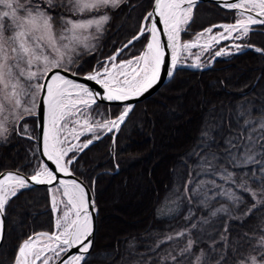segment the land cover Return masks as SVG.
<instances>
[{
	"label": "snow or ice",
	"instance_id": "6c2138e0",
	"mask_svg": "<svg viewBox=\"0 0 264 264\" xmlns=\"http://www.w3.org/2000/svg\"><path fill=\"white\" fill-rule=\"evenodd\" d=\"M58 2L67 14H52ZM122 3H129V0H0V138L8 132L5 127L8 115L5 112L14 120L22 121L25 116L36 114L37 97H40L41 113L45 107L47 110V126L43 133L44 154L56 165L54 171L47 165L34 169L33 175L27 178L19 169L2 174L0 241L3 239L6 208L22 190L30 187L29 180L35 184L57 182L61 186L57 191H62V196L66 198V203L64 200L57 201L54 195L52 198L53 210L62 213L55 221L58 231L29 235L17 246L11 264H50L51 261L82 264L87 260L92 247L89 237L93 232L95 202L82 182L61 180L57 175L71 174L68 166L75 159L74 150L82 151L101 139L99 135H94L82 145L73 144L67 149L61 146L65 141L60 140V134L69 122L75 123L70 118L77 113L83 114L82 109L96 104V98L101 96L86 82L94 81L103 88L104 98L121 101L124 106L114 119L96 127L85 120V130L93 133L97 128L108 132L118 131L133 111V105L128 101L153 88L160 81L162 72L172 77L179 64L180 51L194 46L180 43V34L186 32L194 22V9L200 0H150L152 10L141 16V23L131 39L115 49L112 55L98 61L97 66L84 72L81 77L82 69L72 71L75 60L71 54L81 44L90 51L94 50V46L88 43L90 38H95L89 30L94 29L96 34H102L110 17L101 13ZM223 6L237 10L240 18H236L235 23L212 25L197 33L196 38L199 39L213 33V29L224 30L210 37L205 51L221 40L249 37L254 26H264V0H223ZM132 7L135 6L130 5V9ZM144 21H148L150 26ZM160 24L163 29L158 27ZM162 30L171 41L168 45L171 48L170 58L157 36ZM141 38L147 43L140 55L118 59ZM232 47L237 51L249 47L264 54V49L253 45L236 44ZM231 54L229 50L220 48L213 59ZM190 66L205 67L199 62ZM81 79L85 82H80ZM214 111L210 109L205 120L196 145L199 151L194 149L187 154L189 158L195 156L196 163L187 173L188 179L182 193L189 202L196 198L199 207L207 210V215L196 218L190 208L185 220L195 222L164 234L146 253L139 254L140 259L136 264H264V234L255 236L240 232L239 238H232L233 230L230 229V223L243 225L254 212L264 207V105L255 106L241 100L234 108L222 110L215 117L212 116ZM209 119L215 121L211 126ZM23 129L27 133L28 125L24 124ZM72 132L76 139L84 134H76L75 128ZM67 152H73V156L65 160ZM201 175L212 179L197 180ZM217 179L222 183L218 184ZM253 184L257 187H252ZM238 192L246 193L253 203L243 213L234 215L244 203L243 196ZM218 198L227 200L231 207L224 204L213 207ZM61 203L64 204L63 209L58 207ZM258 228L264 233V222ZM193 231L198 233L196 238H193ZM205 236L207 241L204 240ZM253 240H256L255 245L251 243ZM201 243H204V247H199ZM166 244L170 246L160 252ZM132 247L130 244L129 248ZM72 249H76V252L72 253ZM0 264L3 262L0 261Z\"/></svg>",
	"mask_w": 264,
	"mask_h": 264
},
{
	"label": "trees",
	"instance_id": "16d2710c",
	"mask_svg": "<svg viewBox=\"0 0 264 264\" xmlns=\"http://www.w3.org/2000/svg\"><path fill=\"white\" fill-rule=\"evenodd\" d=\"M130 5L135 7L130 9ZM150 9V0H129V3L103 10L101 14L106 13L110 17L103 33L98 34L94 50L81 49L74 57L72 71L82 69L80 74L91 71L98 61H103L115 49L126 44L141 23V16ZM57 12L67 14L59 2L52 14ZM194 14V22L180 34L181 39L192 37L214 23L234 21L237 13L220 8L215 3L201 2L195 7ZM144 23L148 24V21ZM239 41L242 45L264 49V26H254L250 36ZM145 43L143 38L134 42L119 58L139 55ZM191 91L194 108L185 110L183 105L190 100ZM241 100L255 106L264 105V54L249 47L228 57H218L203 69L177 67L174 75L154 94L135 103L127 121L116 131L115 143L113 132H109L88 148L75 151L76 157L69 166L89 186L97 207L92 247L82 264H136L139 254L146 253L164 234L195 222L185 220L190 208L196 218L207 215V210L199 207L196 198L189 202L182 195L187 173L196 163V157L189 158L187 154L196 149L209 110H215L212 114L215 117L222 110L234 108ZM122 108L123 105L96 102L88 109L94 117L105 120L115 118ZM181 119L184 120L169 134L163 123ZM214 122V119H209L210 126ZM24 124L28 125L27 133H24ZM35 125L36 118L32 115L15 121L11 126L9 135L0 141V172L19 169L23 175L31 176L34 169L38 170L41 159L36 147ZM102 133L98 132V135ZM91 137L93 134L88 133L81 136V141ZM165 149L171 152L167 154ZM67 156L71 158L73 152ZM192 174L195 175V172ZM200 179L209 180L212 177L201 175L197 177V180ZM217 183L222 182L217 179ZM237 194L243 196L244 203L234 215L243 213L253 203L246 193ZM221 204L231 207L223 198H218L213 207ZM50 208L49 188L44 185L30 186L10 201L3 221L5 232L0 242V261L3 264H11L17 246L29 235L53 231L54 218ZM121 216L130 218L123 220ZM220 222L223 223L222 220ZM262 222L264 207L254 212L243 225L230 223L233 230L231 237L239 238L240 232L260 236L264 234L258 228ZM197 235L193 231V238ZM204 240L207 241V236ZM179 243L182 244V241ZM251 243L255 245L256 240ZM130 244L134 246L131 249ZM169 246H162L160 252ZM199 247H204V243ZM99 253L108 255L98 256Z\"/></svg>",
	"mask_w": 264,
	"mask_h": 264
},
{
	"label": "rangeland",
	"instance_id": "374dc122",
	"mask_svg": "<svg viewBox=\"0 0 264 264\" xmlns=\"http://www.w3.org/2000/svg\"><path fill=\"white\" fill-rule=\"evenodd\" d=\"M237 13V12H236ZM82 18H88V17H82ZM236 18H240L238 13L236 14ZM235 18V19H236ZM144 23V22H143ZM232 23H235V20L234 21H231L229 23H224V22H217V23H214L213 25H221V24H232ZM212 26V25H211ZM210 27V26H209ZM208 28V27H206ZM92 35L95 37L94 39H91L88 41V43H90L91 45L94 46L95 42H96V38H98V34L95 33L94 29H91L89 30ZM203 30H200L199 32L197 33H200L202 32ZM224 30L222 28H216V29H213V33H210V34H205L204 36H201L199 39L196 38V34L195 33L192 37H189L187 39H181V35H180V42L181 43H184V42H187V41H192V40H198V41H201L202 44H199V45H194L192 47H190L189 49H186V50H181L180 51V54H179V64L177 67H185V68H191V69H203L205 67H208L210 66V64H212V62L218 58V57H214L215 55V52L218 51L220 48H225L227 50H229L232 54L233 53H238V51L232 47L233 45H236V44H241V42L239 41V39H235V38H232V39H228V40H221L219 41V43H214L212 47L208 48L207 51L204 50L205 46L208 45L209 41H210V37L212 35H214L215 33L217 32H223ZM183 33V31L181 32V34ZM236 34L233 33V37H235ZM146 44V43H145ZM87 50L88 48H85L83 46V44H81L77 49H76V52L71 54L72 55V58L74 59L75 56H77V54L80 52V50ZM142 52V51H141ZM140 55V54H139ZM229 55H223V56H220L219 58H224V57H228ZM197 57L199 58V60H197ZM118 59H121V58H118ZM123 59H126V58H123ZM127 59H130V58H127ZM196 62H199L203 65H205V67L203 68H195V67H191L190 65H192L193 63H196ZM116 63H118V61H116ZM184 92V90H183ZM193 92L191 91V98L189 101H187L185 103L184 106V109H193L194 106H193ZM38 98V97H37ZM89 107L87 108H84L82 109V113L83 114H80V113H77L76 115L72 116L70 118V121H74L75 123L73 122H69L67 124V126L65 127L64 131L60 134L59 138L60 140L62 141H65L61 146L64 147L65 149L71 147L73 144H80L82 145L84 142L86 141H81V136H84V135H87L88 133H91L94 135H98V132H104L106 129H99L97 128V131L95 133L93 132H88L85 130L84 128V122L85 120L88 121V123L90 125H92L93 127H96L97 124H103L106 120H112L114 118H111V119H108L106 118L105 120L104 119H98L96 117H94L91 113H89ZM88 109V110H87ZM5 115H8V120L6 121L5 123V127L8 128V132L5 133L4 137L3 138H0V141L4 140L5 137H7L10 133V131L12 130V127L14 122L16 120L13 119V117L11 115L8 114V112H5ZM184 120V119H181L177 122H173V123H163L165 125V128L167 129V132L169 134H172L174 132V127L177 126V125H180L181 124V121ZM190 128L192 127V125L189 126ZM75 128V133L78 134L80 132H83L84 134L83 135H80L79 136V139H76L75 138V135L73 134L72 132V129ZM164 128V129H165ZM189 128V129H190ZM92 138V137H91ZM167 154L171 151L168 150H164ZM75 152V150H74ZM71 152H67L64 159L67 160L68 159V156ZM44 165H40V167H43ZM58 188H61L59 185H57L56 187L53 186L51 187V192H50V205H51V210L52 212L54 211L52 208V198H53V195L55 196L56 200L57 201H61V200H64L65 203H66V198H64L62 196V191H57ZM59 208L63 209L64 208V204L61 203L58 205ZM56 213V215L53 216L54 218V230L55 231H58L56 228H55V221L56 219H58L60 217V215L62 214L61 212H57V211H54ZM121 218L123 220H129L130 217H122ZM42 239H46V238H42ZM49 255H51V253H49ZM55 261H51L50 264H53ZM39 264V262H38Z\"/></svg>",
	"mask_w": 264,
	"mask_h": 264
},
{
	"label": "water",
	"instance_id": "95a60500",
	"mask_svg": "<svg viewBox=\"0 0 264 264\" xmlns=\"http://www.w3.org/2000/svg\"><path fill=\"white\" fill-rule=\"evenodd\" d=\"M154 2V0H153ZM201 2H211V3H215L217 6H219L220 8H223V9H226V10H231V11H234V12H237V10H232V9H228V8H225L223 6V0H200V3ZM238 2V0H237ZM152 10V7L150 9V11ZM238 13V12H237ZM247 15V13L245 14ZM156 19H158V17H155ZM149 24V22H148ZM150 26V24H149ZM158 27L160 29H163V25L160 24L158 25ZM157 36L158 38L160 39L161 41V44L162 46L164 47V50L165 52L169 55V58H170V50H169V47L167 46L168 45V41H167V37H166V34L165 32L162 30L160 32L157 33ZM147 43V41H146ZM143 49H144V46H143ZM143 51V50H142ZM83 74H80V76L82 77ZM69 78H73V79H78V77H69ZM171 77L167 76L166 75V72H162V77L160 79V81L153 86V88L149 89L146 93H144L142 96L140 97H133L132 99H130L128 101V103H131L133 106L135 105V103L139 102V101H142L144 99H146L147 97L151 96L152 94H154L162 85H164ZM80 82H85L83 81L82 79L80 80ZM88 84V86L94 91V92H99L101 93V96L97 97L96 98V101L98 103H104V104H107V105H123V102L121 101H109L107 100L106 98H104V90L103 88L96 84L94 81H87L86 82ZM43 95V93L41 94ZM39 105H40V97L37 98V111H36V114L34 115V117L36 118V132H37V137H36V142H37V149H38V153H39V156L40 159H41V165H47L49 167V169L51 170H55L56 169V165L54 163V161H51V160H48L47 156L44 154V137H43V133H44V129L45 127L47 126V122H46V107L44 108V111L43 113H41L40 111V108H39ZM117 130H114V132L112 133V140L114 138V135L116 133ZM108 134L109 132L107 130H105L101 135L100 137H102L103 135ZM76 157V156H75ZM69 167V172L71 173L70 175H66L64 173H57L59 179L61 180H65V181H71L73 179H75L77 182H82L83 185L85 186L87 192L89 193V196L91 199L94 200V197H93V194H92V191L91 189L89 188V186H87V184L85 182H83V180H81L79 177H77L73 171L71 170L70 166ZM15 172L16 170H2V172H0V178H2V174L3 173H7V172ZM23 174V173H22ZM24 176L27 178V177H30L28 175H25ZM29 184L30 186H38V185H44V186H47V188H49V191L51 190V187L53 186H57L59 185L57 182H54L53 184H35L34 182L30 181L29 180ZM60 186V185H59ZM61 187V186H60ZM96 206V204H95ZM96 216H97V207H95V212L93 213L92 215V226H93V232H92V236L89 237V239L92 240V243H93V238H94V232H95V225H96ZM3 221H4V218H3ZM54 231V230H53ZM52 231V232H53ZM4 232H5V223L3 222V236H4ZM52 232H46V233H52ZM37 233H45V232H37ZM2 242V241H0ZM22 242V241H21ZM1 244V243H0ZM72 253H75L76 252V249H72L71 250ZM53 264H59V261H55Z\"/></svg>",
	"mask_w": 264,
	"mask_h": 264
},
{
	"label": "bare ground",
	"instance_id": "6f19581e",
	"mask_svg": "<svg viewBox=\"0 0 264 264\" xmlns=\"http://www.w3.org/2000/svg\"><path fill=\"white\" fill-rule=\"evenodd\" d=\"M166 37H167V35H166ZM167 41H168V45H170L171 44V41H169L168 40V38H167ZM181 43V42H180ZM184 43H191V44H193V45H199V44H202V42L201 41H198V40H192V41H187V42H184ZM167 45V46H168ZM169 50H170V55H171V48L169 47ZM63 162V161H62Z\"/></svg>",
	"mask_w": 264,
	"mask_h": 264
},
{
	"label": "built area",
	"instance_id": "2783aa9c",
	"mask_svg": "<svg viewBox=\"0 0 264 264\" xmlns=\"http://www.w3.org/2000/svg\"><path fill=\"white\" fill-rule=\"evenodd\" d=\"M53 209V208H52Z\"/></svg>",
	"mask_w": 264,
	"mask_h": 264
}]
</instances>
